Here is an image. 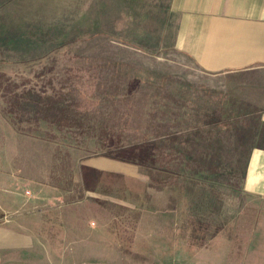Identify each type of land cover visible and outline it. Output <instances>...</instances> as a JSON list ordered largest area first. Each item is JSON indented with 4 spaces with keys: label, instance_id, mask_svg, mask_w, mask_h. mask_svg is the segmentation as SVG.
<instances>
[{
    "label": "rangeland",
    "instance_id": "374dc122",
    "mask_svg": "<svg viewBox=\"0 0 264 264\" xmlns=\"http://www.w3.org/2000/svg\"><path fill=\"white\" fill-rule=\"evenodd\" d=\"M162 3L0 0V170L6 157L28 160L38 183L76 193L94 228L111 227L99 230L103 254L111 244L143 256L126 228L168 223L171 239V224L191 217L229 256L252 232L238 209L245 167L230 135L221 144L231 121L215 116L237 103L157 36ZM176 206L196 210L175 220Z\"/></svg>",
    "mask_w": 264,
    "mask_h": 264
},
{
    "label": "crops",
    "instance_id": "0c3cea01",
    "mask_svg": "<svg viewBox=\"0 0 264 264\" xmlns=\"http://www.w3.org/2000/svg\"><path fill=\"white\" fill-rule=\"evenodd\" d=\"M162 1L157 36L169 39V47L211 78L221 101L237 103L228 112L216 110L215 116L230 119V124H221L222 149L225 135H230V148L245 167L238 209L242 220L246 215L251 220V235L237 236L233 260L228 241L198 236L199 222L191 217L171 224L173 234L179 230L173 239L168 238V223L141 222L139 228L130 225L126 230L146 243L143 256L112 251L111 244L103 254L99 230H110V225L94 228L85 218L94 209L79 205L76 193L47 189L38 183L37 171L26 167L28 160L9 156L0 170V264H264V0ZM214 209L204 207L202 213ZM195 210L176 206L169 212L176 220ZM225 229L218 235L227 234ZM166 241L172 243L168 256L163 255Z\"/></svg>",
    "mask_w": 264,
    "mask_h": 264
}]
</instances>
